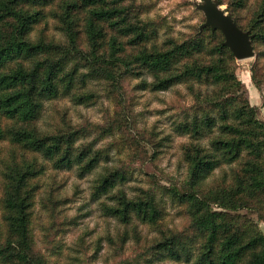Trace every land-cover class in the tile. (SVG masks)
Masks as SVG:
<instances>
[{
	"label": "trees",
	"instance_id": "obj_1",
	"mask_svg": "<svg viewBox=\"0 0 264 264\" xmlns=\"http://www.w3.org/2000/svg\"><path fill=\"white\" fill-rule=\"evenodd\" d=\"M219 1L241 30L255 35L254 50L264 46V0ZM148 13L138 0H0V145L9 149L0 167V264H49L33 234L35 199L48 165L57 171L77 167L84 178L102 160L91 144L76 145L85 130L64 115L52 130L39 127L46 103L69 98L90 104L96 94L88 86L98 83L123 105L124 85L135 79L152 93L185 87L192 105L173 130L189 139L182 145L187 177L180 187L153 184L129 196L123 187L132 172L107 168L94 182V200L106 197V215L136 236L135 221L156 227L162 235L153 245L156 258L264 264V232L253 218L264 222L261 110L251 104L221 31L198 28L161 38L165 20ZM259 69L255 63L251 78L262 94ZM123 122L118 114L100 132H121ZM152 147L155 160L161 146ZM167 197L189 220L186 230L163 229Z\"/></svg>",
	"mask_w": 264,
	"mask_h": 264
},
{
	"label": "rangeland",
	"instance_id": "obj_2",
	"mask_svg": "<svg viewBox=\"0 0 264 264\" xmlns=\"http://www.w3.org/2000/svg\"><path fill=\"white\" fill-rule=\"evenodd\" d=\"M138 2L147 7L148 17L165 20L167 26L162 29L161 38L189 35L205 23L204 13L196 8L200 0ZM222 8L227 11L228 5L223 4ZM262 52L264 46L257 45L255 57L236 60V73L248 89L251 104L262 109L264 121V92L258 93L251 78V68L259 63V78L264 79ZM139 82L135 79L125 83L123 105L119 104L118 97H109L106 85L98 83L88 86L96 94L90 104L77 105L65 98L45 105L39 122L42 130L62 125L64 115L72 125L85 130L82 134L85 136H80L76 145L84 148L91 144L93 152L99 151L102 155L98 168L84 178L79 176L77 167L57 171L48 165L40 180L41 189L33 210V234L37 251L49 264H194V261L178 263L156 258L153 245L162 237L156 227L135 221L140 231L136 236L131 226L126 227L106 215L103 210V203H109L106 197L99 201L93 198L94 182L107 168L132 172L123 187L129 196L135 194L136 188L149 190L153 184L159 188L180 187L187 177L182 145L189 139L173 130L174 121L192 105L185 87L152 93L140 90L137 87ZM118 114L124 120L123 130L114 135L100 132V128L111 124ZM153 144L161 146L155 160L152 159ZM8 156L7 145H0V167ZM157 195L160 199L161 194ZM164 203L163 229L170 232L186 230L189 220L181 208L169 197L164 198ZM253 218L264 232V222H260L256 215Z\"/></svg>",
	"mask_w": 264,
	"mask_h": 264
},
{
	"label": "water",
	"instance_id": "obj_3",
	"mask_svg": "<svg viewBox=\"0 0 264 264\" xmlns=\"http://www.w3.org/2000/svg\"><path fill=\"white\" fill-rule=\"evenodd\" d=\"M196 8L205 16V23L200 26V30L211 28L212 32L221 31L225 38L223 45L230 49L236 60L255 57L253 46L255 35L241 30L229 13L222 8L219 0H200Z\"/></svg>",
	"mask_w": 264,
	"mask_h": 264
},
{
	"label": "crops",
	"instance_id": "obj_4",
	"mask_svg": "<svg viewBox=\"0 0 264 264\" xmlns=\"http://www.w3.org/2000/svg\"><path fill=\"white\" fill-rule=\"evenodd\" d=\"M264 95V94H263ZM262 110V109H261Z\"/></svg>",
	"mask_w": 264,
	"mask_h": 264
}]
</instances>
